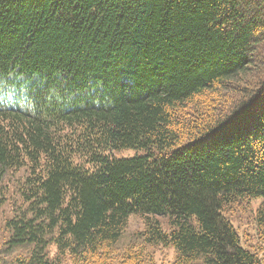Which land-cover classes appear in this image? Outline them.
Returning <instances> with one entry per match:
<instances>
[{
  "label": "trees",
  "instance_id": "obj_1",
  "mask_svg": "<svg viewBox=\"0 0 264 264\" xmlns=\"http://www.w3.org/2000/svg\"><path fill=\"white\" fill-rule=\"evenodd\" d=\"M0 77L35 106L0 107L10 264H105L131 215L178 264H264L225 215L264 226V0H0Z\"/></svg>",
  "mask_w": 264,
  "mask_h": 264
},
{
  "label": "rangeland",
  "instance_id": "obj_2",
  "mask_svg": "<svg viewBox=\"0 0 264 264\" xmlns=\"http://www.w3.org/2000/svg\"><path fill=\"white\" fill-rule=\"evenodd\" d=\"M251 70L246 73V76L240 77L235 82H230V88L232 89L224 91L227 92L226 95L229 97L228 101H230L226 103L225 107L232 105L233 108V105H236L237 102H239V98H243V95L246 93L245 91H248L250 87L248 83L250 84L251 82L250 76L253 72ZM14 82L15 81L13 80L11 83L12 86ZM4 83L5 82H0L1 93L7 88L3 85ZM231 92H235L236 94H230ZM131 153V151H124L122 153L118 152L116 155H130ZM21 177V172H18L13 175H8L2 180L0 179V264H10L13 261V257L23 256L27 251L26 248H18L8 255L6 246L7 239L10 235L7 221L16 213L17 208L22 203L15 188L16 184H14ZM248 206L249 204L246 200L237 201L234 204L226 206L225 215L238 232L241 244L263 259L264 226L259 228L256 227L253 215L254 208H252L253 205ZM143 227L144 217L131 215L128 218L120 239L112 245L111 249H109V255L106 258L105 264H126L123 260L124 252L130 247H132V250H140L139 264H178L176 261V252L170 245H147L143 243L141 238ZM49 250L50 253L53 254L55 251L54 246L50 245ZM64 262L65 264H70L68 259H64ZM188 264L203 263L201 261H192Z\"/></svg>",
  "mask_w": 264,
  "mask_h": 264
},
{
  "label": "bare ground",
  "instance_id": "obj_3",
  "mask_svg": "<svg viewBox=\"0 0 264 264\" xmlns=\"http://www.w3.org/2000/svg\"><path fill=\"white\" fill-rule=\"evenodd\" d=\"M47 78V77H46ZM55 82V81H54ZM39 84V83H38ZM93 86V85H92ZM89 88V87H88ZM80 90V89H79ZM103 94V93H102ZM57 96V95H56ZM97 96V95H96ZM95 99V98H94ZM66 107V106H65ZM55 108H56V106H55ZM128 153V152H127Z\"/></svg>",
  "mask_w": 264,
  "mask_h": 264
}]
</instances>
